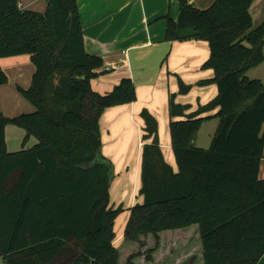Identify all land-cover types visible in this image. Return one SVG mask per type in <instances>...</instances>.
I'll use <instances>...</instances> for the list:
<instances>
[{
    "label": "trees",
    "instance_id": "obj_1",
    "mask_svg": "<svg viewBox=\"0 0 264 264\" xmlns=\"http://www.w3.org/2000/svg\"><path fill=\"white\" fill-rule=\"evenodd\" d=\"M45 1L37 12L0 0V58L28 55L34 67L29 85L17 87L33 111H0L4 264H157L191 245L198 254L179 264H257L264 256V84L246 73L264 61V22L252 26L253 0H214L205 9L178 0L177 20L166 16L165 41L207 42L202 68L213 74L199 84H215L217 94L193 111L169 95L176 171L163 158L155 116L140 111L142 201L128 208L123 251L114 245V225L124 209L110 204L114 172L101 152L99 119L134 102L135 84L121 78L106 94L94 91L103 59L84 49L77 1ZM7 81L0 68V85ZM188 90L178 79L177 94ZM210 117L218 123L209 148L196 147ZM10 124L25 131L15 152L6 146ZM30 137L35 144L23 148Z\"/></svg>",
    "mask_w": 264,
    "mask_h": 264
},
{
    "label": "crops",
    "instance_id": "obj_2",
    "mask_svg": "<svg viewBox=\"0 0 264 264\" xmlns=\"http://www.w3.org/2000/svg\"><path fill=\"white\" fill-rule=\"evenodd\" d=\"M76 1L84 49L88 54L98 55L103 59V67L98 71V76L91 79V88L100 94H106L121 78H130L135 84L134 102L109 107L99 119L101 152L112 162L115 176L124 174L113 178L111 184L132 183L128 190L130 197L125 191L124 194H119L121 198H126L123 202L127 203L124 206L123 202L118 200L124 209L120 215L125 214V225L129 215L128 208L142 201V197L137 194L140 186L142 146V120L139 113L145 102L155 100L168 115V86L172 83L173 73L188 74L193 77V81L211 78L213 72L209 74L200 71L201 65L209 56V48L205 45L206 42L193 39L165 41L166 16L177 20L178 0ZM213 1L187 0L199 9L209 7ZM37 2H40L39 6ZM19 5L21 9L43 12L46 1L27 0L25 6L20 1ZM249 12L253 27L264 22V0H253ZM0 68L8 77L7 83L0 85V111L6 117H14L20 114V110L15 107L18 104L16 102H23L17 87L29 85L34 67L28 55H18L0 58ZM246 75L251 79H259L264 84V61L249 69ZM11 99L15 101L13 106ZM177 100L181 102L179 97ZM21 111L31 112L33 106H27ZM6 137L5 127L8 146L9 140ZM164 140L163 144L160 143L163 158L176 171L170 139L166 142L164 137ZM258 177L264 179V158L260 160ZM124 179L126 181L121 182ZM119 203L111 205L116 207ZM123 228L116 236L114 245L121 240ZM193 253L198 254L196 245L185 249L183 256L171 254L164 259L160 257L157 264H179L187 255ZM257 264H264V256Z\"/></svg>",
    "mask_w": 264,
    "mask_h": 264
},
{
    "label": "rangeland",
    "instance_id": "obj_3",
    "mask_svg": "<svg viewBox=\"0 0 264 264\" xmlns=\"http://www.w3.org/2000/svg\"><path fill=\"white\" fill-rule=\"evenodd\" d=\"M20 1H21V4L23 6H25V2L27 0H20ZM37 4H38L37 6H39L40 2H37ZM195 41H203V40H195ZM204 42H206V41H204ZM205 45L208 46L207 42ZM200 71L212 74L211 69L202 68V65H201ZM171 75H172V80H171L172 83H170V85L168 86V90H169L170 94L175 93V95H176L175 101L176 102L178 101L177 99L179 97L181 102H178V103L190 105L191 111L195 110L198 105L206 104L207 102L212 100L217 94L216 86L213 83L199 84V81H201L203 79L193 81L192 76H190L188 74H183V73L181 75L179 72L173 73ZM178 79H181L185 84L189 85V90L187 91V93H185L183 95L177 94ZM20 99L23 102H16L18 104L15 107L20 110L19 111L20 113H23L24 111H21V110H24V108H26L27 106H30L31 104L22 96ZM10 102H11L12 106L15 103V101H13L12 99L10 100ZM12 106H11V108H12ZM167 106H168V102H167ZM143 108L147 109L151 114H153L157 120L159 143L163 144L165 142L164 137L166 139V142H168V140L170 139L169 127H168V115H167L165 110L163 111V107L161 106V104L159 102H156L155 100L147 101V102H145V105L143 106ZM217 123H218L217 117H210V118L206 119L200 125V127L198 128L196 137L194 139V145L196 147L203 148V149L209 148L212 136H213V134L216 130V127H217ZM6 136H7L6 138L9 140L8 146H7V150L9 152H15V151H18L22 148L21 143H22V140L25 136V131L22 128L17 127L15 125H11V124L7 125L6 126ZM35 142H36V139L34 137H30L23 148H30L32 145L35 144ZM174 167L176 168V164L174 165ZM119 174L116 176L114 175L115 177L113 176V178L115 179L119 176L121 177L122 175H124V174H120V175ZM125 181H126V179L122 180L121 182H125ZM131 185H132V183H112L110 185V190H109L110 204H116L117 205V203H119V202L121 203V202H123V200L126 201V198L125 197L121 198L119 194H124L125 192H128V190H130V188H131ZM126 194H129V197H130V192H128ZM118 200H119V202H118ZM123 204H124V206H126L127 203L123 202ZM124 215H119L116 219V222L114 225V231L116 232V236L120 233V231L122 230V228L124 226V218H125ZM126 245L127 244L124 243L123 240L122 241L120 240L117 242V246L121 247L122 251L124 249L128 248ZM0 264H4L1 257H0Z\"/></svg>",
    "mask_w": 264,
    "mask_h": 264
}]
</instances>
